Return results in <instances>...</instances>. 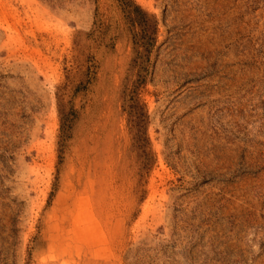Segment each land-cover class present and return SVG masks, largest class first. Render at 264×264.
<instances>
[{"label":"rangeland","instance_id":"obj_1","mask_svg":"<svg viewBox=\"0 0 264 264\" xmlns=\"http://www.w3.org/2000/svg\"><path fill=\"white\" fill-rule=\"evenodd\" d=\"M133 1L140 148L120 0H0V264H264V0Z\"/></svg>","mask_w":264,"mask_h":264},{"label":"trees","instance_id":"obj_2","mask_svg":"<svg viewBox=\"0 0 264 264\" xmlns=\"http://www.w3.org/2000/svg\"><path fill=\"white\" fill-rule=\"evenodd\" d=\"M120 7L127 17L132 15L133 17H130L131 21H137L141 28V32L135 33L133 36L135 44L140 43L143 46V50L138 54L136 53L133 59L132 68L136 69L135 78L131 81L125 79L121 90L123 110L131 117L133 128L135 129V141L139 143L140 148V142L144 141L147 143V138L144 136L146 126L143 123L146 119V114L143 112V104H140L139 94L141 87L146 81L149 70L148 62L152 46H154L156 40L157 21L154 16L149 15L147 11L142 9L133 0H120ZM70 112L62 114L61 126L71 120ZM143 147L144 145L142 143Z\"/></svg>","mask_w":264,"mask_h":264}]
</instances>
